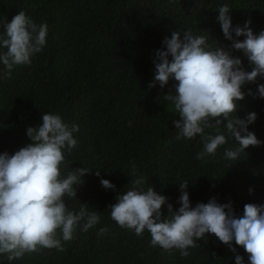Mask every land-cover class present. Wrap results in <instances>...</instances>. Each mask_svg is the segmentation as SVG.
<instances>
[{"label": "trees", "instance_id": "trees-1", "mask_svg": "<svg viewBox=\"0 0 264 264\" xmlns=\"http://www.w3.org/2000/svg\"><path fill=\"white\" fill-rule=\"evenodd\" d=\"M225 4L233 28L250 20L254 34L264 30V0H0V35L6 31L3 23H10L19 11L36 24H48L47 43L30 64L15 66L5 79L0 62V154H14L31 143L27 128L42 124L45 113L78 125L73 133L77 145L65 152L61 176L81 167L90 173L77 186V197L64 200L70 211L78 212L84 203L100 215V222L87 232L78 227L72 240L61 238L63 251L43 248L13 261L0 254V264H236V255L250 264L242 246L233 241L234 253L210 233L195 240L197 246L187 249V257L176 248L153 247L150 232L138 236L120 227L110 208L135 179L144 181L145 190L150 186L167 198L161 209L165 217L167 204L173 210L181 206L184 181L193 208L215 198L220 204L231 203L239 218L246 204L264 205V98L257 92L264 77L242 86L245 97L231 114L244 119L256 113L248 131L261 141L236 160L225 156L239 144L224 127L223 117L210 118L213 125L205 127L203 135L177 139L179 129L173 122L180 115L164 96H175L178 82L149 88L156 50H166L163 40L173 31L191 29L194 35H204L212 48L224 47L241 59L245 71L252 70L244 53L232 49L218 22V9ZM233 39L245 37L233 32ZM5 51L0 48V53ZM216 119L222 124L215 125ZM217 130L226 143L214 155L196 159L205 137L215 136ZM101 179L115 188L105 189ZM101 228L107 231L100 234Z\"/></svg>", "mask_w": 264, "mask_h": 264}, {"label": "clouds", "instance_id": "clouds-1", "mask_svg": "<svg viewBox=\"0 0 264 264\" xmlns=\"http://www.w3.org/2000/svg\"><path fill=\"white\" fill-rule=\"evenodd\" d=\"M218 22L232 49L239 50L248 58L252 70L245 71L242 61L233 57L222 46L212 48L204 35H194L191 29L173 31L165 37L166 48L155 53V75L149 88L157 84L164 88L170 80L178 83L175 96L165 99L174 103L180 120L174 121L179 129L177 139H193L203 135L205 127H211L210 118L223 117L227 132L235 138L239 148L226 150L225 156L236 160L240 152L249 146H258L261 141L248 126L257 119L256 113H248L241 119L237 113V101L243 100L242 86L254 83L258 76L264 77V30L254 34L247 21L244 27L233 28L229 15L230 7H219ZM6 30L0 35V62L5 66L4 78H9L15 66L31 63V57L43 50L47 43L48 24H36L24 11H19L10 23H3ZM245 37L243 41L233 39ZM171 57V60L169 59ZM258 95L264 98V84L258 86ZM248 94H252L249 91ZM222 121L216 119L215 125ZM130 126V125H129ZM79 130L76 124L68 125L59 114L45 113L42 124L27 128L31 143L14 154H0V254L8 261L21 258L25 253L38 252L43 248L63 251V241H70L78 227L87 232L100 222L97 211H89L82 204L78 212L68 210L64 197H77V186L90 169L76 168L66 177L61 176L60 166L65 161V152L71 153L77 140L73 133ZM226 143L224 134L205 137L204 150L196 159L214 155L217 148ZM135 175V165H132ZM100 176L99 170L95 173ZM142 179L132 181L133 187L117 197L111 205V218L122 228L134 230L138 236L147 230L151 246L164 250L179 249L182 257L196 247L197 238L206 233L214 234L228 245L234 253L232 242L242 246L249 254L250 264H264V205L249 203L244 206L243 216L237 218L231 203L220 204L215 198L207 203H197L193 208L187 192L188 181L180 183V207L173 210L167 204L168 215L162 214L167 198L154 191L145 190ZM105 189L115 185L101 179ZM251 191V190H250ZM82 224V226H81ZM107 231L101 228L100 234ZM236 264H243V257L235 256Z\"/></svg>", "mask_w": 264, "mask_h": 264}]
</instances>
